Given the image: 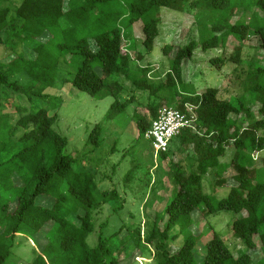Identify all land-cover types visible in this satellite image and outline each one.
<instances>
[{"label": "trees", "instance_id": "1", "mask_svg": "<svg viewBox=\"0 0 264 264\" xmlns=\"http://www.w3.org/2000/svg\"><path fill=\"white\" fill-rule=\"evenodd\" d=\"M19 1L14 10L0 6V45L10 51L4 61L0 60V99L5 88L28 100L34 96L45 98L36 88L54 85L59 61L63 59L76 69L71 80L74 89L95 100L114 99L106 112L108 121H115L122 114L127 117L126 111L134 102L133 95L122 102L118 100L124 81L162 103L163 106H148L149 120L139 114L132 116L137 138L143 137L160 109L173 108L172 105L194 118L195 127L183 129L175 137L191 154L185 169L179 163L170 164L175 186L163 214L156 213L151 222L145 223L143 232L138 226L121 239L122 230L110 237H103L99 232L95 246H91L88 238L95 229L93 211L120 200L116 189L100 191L95 173L79 167L74 169L78 161L66 153L67 139L53 128L57 121L55 112L39 109L33 113L24 112L13 120L11 112L1 111L0 264L10 257L17 235L36 241L42 230L50 227L48 224L52 226L44 233L45 243L38 244L40 252L32 262L25 264H123L120 256L127 259L139 251L142 244L151 249L154 264H197L194 248L198 237L187 230L192 217L198 212L206 218L222 211L235 215L231 233L243 241L246 251L235 256L219 234L212 231L202 264H251L249 251L255 250L257 243L264 258V158L260 159L261 166L253 161L254 155L264 151V62L258 60L249 64L245 90L239 97L222 100L217 89L207 88L199 94L195 87L183 82V66L198 47L195 40L177 47L170 44L162 47L169 69L161 82L155 84L149 80L151 70L148 66L130 68L131 59L124 44L126 36L120 28L92 29L121 16L120 10L110 12L109 9L114 2L122 3L130 20L140 22L142 46L146 52H151L159 36L161 10L178 13L194 10L199 36L210 33L200 42L202 51L225 48L229 38L239 45L253 32L258 37L257 48L264 53V0ZM239 10L251 13L248 22L242 15L235 17ZM11 13L16 17V25L10 21ZM60 24H70L61 31V38L71 42L58 44L60 49L52 56L37 38L46 31L54 38ZM86 26L93 31H90L91 37L78 36V30ZM235 49L229 61L239 63L240 45ZM27 51L34 52V58H26ZM76 54L82 60L73 65L71 57ZM210 62L222 68L226 60L217 57ZM20 73L39 85L26 87L10 79ZM256 103L260 119H255L251 111ZM186 106L192 107L193 115L188 113ZM17 109L20 108L17 107L13 114L18 113ZM244 121H248V125L243 128ZM103 131L99 124L92 128L87 139L92 151L101 147ZM228 150L233 153L229 163H221L220 159ZM167 152L157 155L166 158ZM211 169H217V185L228 189L221 199L199 188L201 178ZM227 170L231 171L229 179L221 176ZM130 179L128 172L125 183ZM39 196L50 198V204H38ZM11 205L14 206L12 210ZM175 227L184 239L172 252L170 241L176 236H170V231ZM111 239L121 241L116 252H113Z\"/></svg>", "mask_w": 264, "mask_h": 264}, {"label": "rangeland", "instance_id": "2", "mask_svg": "<svg viewBox=\"0 0 264 264\" xmlns=\"http://www.w3.org/2000/svg\"><path fill=\"white\" fill-rule=\"evenodd\" d=\"M19 2V0H0V6H9L14 10ZM124 7L122 3L114 2L109 11L120 10L121 16L109 19L104 26L98 25L92 29L101 31L104 27L107 29L120 28L126 36V43L124 44L128 48L131 59L130 68L148 66L151 70L149 80L155 84L161 82L169 69L168 59L162 55V47L169 44L175 47L185 45L191 39L198 43V47L194 50L191 60L184 64L182 76L183 82L195 87L199 94L207 88H212L218 90L219 98L222 100L239 97L245 90L244 84L249 64L252 65L258 60L261 63L264 62V53L257 48L258 37L253 32L248 34V40L239 44L241 47L239 63L229 61L230 56L235 55L236 46H239L238 42L232 38L227 39L225 48L202 51L200 42L210 33L206 32L204 36H199L194 17L196 11L194 10L181 13L166 9L161 10L159 36L154 41L152 51L146 52L142 46L141 24L139 21H131ZM241 15L248 22L251 13H242L239 10L235 17ZM10 21L15 25L18 23L13 13L10 15ZM69 26L70 24H60L54 38L46 31L37 40L44 43L49 54L56 55L60 49L58 44L71 42V40L61 38V31ZM92 29L88 26L79 29L78 36L90 38ZM90 41L91 39H89ZM9 54L10 51L4 45H0V60L4 61ZM24 55L26 58H34V52L29 53L27 51ZM217 57L226 60L222 68H217L210 62L211 58ZM81 60L82 58L78 54L71 57L73 65L79 64ZM75 71L74 66L61 59L57 67V79L54 85L52 87L37 86L36 88L46 96L45 98L34 96L28 100L24 96L14 94L5 88L0 99V114L3 111L11 112L12 119L16 120L24 112L33 113L39 109L47 110L50 113L55 112L57 121L53 128L67 139L66 153L78 161L74 169L79 167L78 169L95 173L96 183L100 191L116 189L120 200L111 201L93 211L95 229L94 233L89 236L88 243L95 246L99 232L102 233L103 237H110L115 232L122 230L119 235L121 239L127 236L129 230L132 231L138 226L143 232L145 223L151 222L156 213L162 215L165 205L172 198V191L175 186L170 164L179 163L185 169L189 164L191 151L184 150L180 146L179 140L175 138L169 145L167 157L161 158L153 152L148 140L143 137L137 138V128L132 121V116L139 114L149 120L148 106H163L148 92L137 91L121 79L123 91L118 96V100L122 102L133 95L134 102L126 111L128 118L122 114L115 121H108L106 112L114 99L106 97L95 100L88 94L74 89L71 80ZM10 79L26 87L38 84L31 81L24 73L11 76ZM115 79L118 78L114 77L112 80ZM258 106L259 104L256 103L251 110L255 119H260L256 113ZM17 107L20 108L17 109L18 113L13 114ZM171 107L174 108L175 106L172 105ZM97 124L102 126L104 130L103 142L100 148L92 151L91 145H87V139L92 128ZM247 125L248 121L241 123L243 128ZM232 154V150H228L220 162L229 163ZM263 158L264 151L254 155L253 161L256 165L261 166L259 162ZM128 172H130L131 179L125 183L124 177ZM216 173L217 169L209 170L201 178L199 188L205 194L211 195L215 199H221L226 196L228 189L217 185L216 181L219 177ZM230 175L231 171L227 170L221 176L229 179ZM15 181L18 185L20 184L17 179ZM49 200L51 199L46 196H39L37 203L50 204ZM13 207L11 205L10 210ZM117 207L121 208L117 209ZM234 217L232 212L227 211L211 214L206 218L198 212L192 217V223L187 230L198 237L194 248L197 264H202L204 261L206 243L210 239L212 231L219 234L235 256L246 251L243 241L232 236L231 222ZM48 225L52 226V224ZM48 227L42 230L39 235L40 238L37 237L36 241L34 238L30 240L22 234L17 235L11 248V255L4 264L32 262L40 252L38 244L45 243L44 233L50 229L49 227L47 230ZM262 231H264V226ZM170 236H176L174 240L170 241L171 251L175 252L182 245L184 235L180 233L178 227H175L170 231ZM120 239H111L113 252H116V247L121 242ZM249 255L252 258L251 264H264L263 252L259 243H257L255 250L249 251ZM120 260L123 264H154L151 249L143 244L139 251H135L127 259L121 255Z\"/></svg>", "mask_w": 264, "mask_h": 264}, {"label": "built area", "instance_id": "3", "mask_svg": "<svg viewBox=\"0 0 264 264\" xmlns=\"http://www.w3.org/2000/svg\"><path fill=\"white\" fill-rule=\"evenodd\" d=\"M189 114H192V107L186 106ZM195 119L188 117L175 108H162L158 111L157 117L151 122L143 138L151 144L155 154L164 153L168 150L173 138L178 136L183 129H194Z\"/></svg>", "mask_w": 264, "mask_h": 264}]
</instances>
